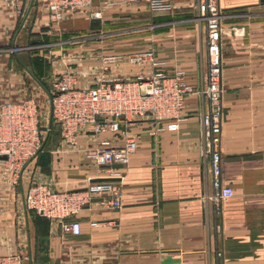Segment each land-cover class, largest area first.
Listing matches in <instances>:
<instances>
[{"label":"crops","instance_id":"1","mask_svg":"<svg viewBox=\"0 0 264 264\" xmlns=\"http://www.w3.org/2000/svg\"><path fill=\"white\" fill-rule=\"evenodd\" d=\"M30 1L23 0L19 14L0 0V102L32 98L41 125L49 119L55 76L63 71L74 72L77 86H87L102 75L154 70L148 62L140 66L126 56L104 63L108 51L87 58L77 43L68 41L78 34V9L50 22L45 7L35 0L29 6ZM220 2L226 18L221 19L220 38V177L233 188L221 211L216 213L209 199V155L200 138L199 99L192 94L175 130L167 129L165 120L139 117L122 122L115 137L85 129L71 148L57 126L15 183L0 160V254L23 253V264H210L216 248L224 264H264V3ZM195 3L171 0L170 21L147 17L151 10L144 3L135 8L112 3L103 11L104 16L126 12L149 26L144 50L160 62L155 68L166 74L181 70L199 85L207 66L206 29L198 24ZM85 21L92 29L90 18ZM13 45L19 50L12 52ZM125 133L135 137L137 146L123 167L120 208L101 206L94 194L77 215L80 233L69 235L61 232L58 221L25 206L23 195L34 181L67 190L84 187L89 176L92 181L101 178L105 169L86 153L103 136L112 144L122 143ZM92 220L97 223L91 225Z\"/></svg>","mask_w":264,"mask_h":264},{"label":"built area","instance_id":"2","mask_svg":"<svg viewBox=\"0 0 264 264\" xmlns=\"http://www.w3.org/2000/svg\"><path fill=\"white\" fill-rule=\"evenodd\" d=\"M21 14L23 0H6ZM42 4L50 22H59L68 12L90 7L89 18H102L104 6L112 3L134 7L146 4L150 10H169L171 0H35ZM196 13L206 29L207 66L201 84L189 82L184 72L178 70L166 74L155 68L151 50L135 53L107 54L104 63L126 56L128 61L138 65L148 62L154 70L145 73L140 70L124 77L103 76L91 85L77 86L72 71H63L55 76L50 92V114L57 124L62 141L73 148L78 135L85 129L92 133L109 132L119 136L122 122H129L139 117H152L165 120L166 128L175 130L177 120L188 96L194 94L199 99L200 138L204 153H208L211 174V193L209 199L214 204L216 213L221 211L222 203L232 196L233 188L222 182L220 166V138L223 123V77L221 57V19L224 16L220 0H196ZM19 46L10 47L12 52ZM105 70L107 66L103 67ZM36 103L32 98L5 100L0 102V156L11 172V181L15 183L20 171L40 151L42 129ZM46 131L48 126H46ZM120 144H112L110 137H101L89 149L86 156L105 173L100 179L87 178L84 187L60 190L50 183L34 181L29 184L23 195L24 204L37 214L58 221L63 234L78 235L81 231L77 219L79 211L95 194L100 198L101 206L118 209L120 201V181L124 177L123 167L137 142L132 134L125 133ZM122 164L121 167L113 166ZM95 220L90 221L95 225ZM26 255L19 252L0 254V264H23ZM210 264H224L222 251L215 250Z\"/></svg>","mask_w":264,"mask_h":264},{"label":"rangeland","instance_id":"3","mask_svg":"<svg viewBox=\"0 0 264 264\" xmlns=\"http://www.w3.org/2000/svg\"><path fill=\"white\" fill-rule=\"evenodd\" d=\"M98 0L93 2V8L96 6ZM120 7H127V6H120ZM111 8H115L112 6ZM119 8V6L117 7ZM135 8V7H129ZM90 7L78 9V34L77 36L70 37L69 42L74 44H78L79 48H82L86 55L89 57H93L96 55V51H108L111 54L114 53H135L140 50H144L147 47V37L145 34V29L147 27L144 24H141L138 19H130L126 12L124 13H112L111 15L104 16L103 15V22L102 27L99 29H90L88 27L87 22L85 21L88 18V12ZM150 10V9H149ZM122 14V15H121ZM147 17L153 18L157 16L159 19L163 18L164 20L170 21V16H172V11L170 10H151V12H147ZM223 18V17H222ZM197 19L200 21L199 17ZM149 20V19H148ZM197 20V21H198ZM223 21L226 18L222 19ZM83 21V22H82ZM198 21L199 26H203V21ZM201 23V24H200ZM203 24V25H202ZM146 47V48H145ZM109 53V54H110ZM85 55V54H84ZM42 135H45L46 126H48V122L44 120L41 125ZM213 204V203H212ZM214 205V204H213ZM214 207V206H213ZM219 229L218 224L215 225V233ZM215 250H212V257L215 253Z\"/></svg>","mask_w":264,"mask_h":264},{"label":"water","instance_id":"4","mask_svg":"<svg viewBox=\"0 0 264 264\" xmlns=\"http://www.w3.org/2000/svg\"><path fill=\"white\" fill-rule=\"evenodd\" d=\"M32 2H33V0L30 1V5H29V6H31ZM260 2H261V3H264V0H260ZM24 18H25V16H24ZM24 18H23L21 24L23 23ZM90 27H91L92 29H99V28L101 27V19H100V18H90ZM51 122H52V118H51V114H49V119H48V130H47L45 136H44L43 139H42V142H41V145H40L39 150L42 149V147H43V145H44V143H45V141H46V139H47V137H48V133H49V129H50ZM0 158H6V156H5V155H2V156H0ZM113 166L121 167L122 164H120V163H114ZM97 179H98V178H97ZM99 179H100V178H99Z\"/></svg>","mask_w":264,"mask_h":264},{"label":"trees","instance_id":"5","mask_svg":"<svg viewBox=\"0 0 264 264\" xmlns=\"http://www.w3.org/2000/svg\"><path fill=\"white\" fill-rule=\"evenodd\" d=\"M56 127H57V124H55L52 120L51 125H50V129H49V133H48V137H47L45 143L48 142V140L50 139L51 133L53 132V130H56ZM37 216H38V214H37Z\"/></svg>","mask_w":264,"mask_h":264}]
</instances>
